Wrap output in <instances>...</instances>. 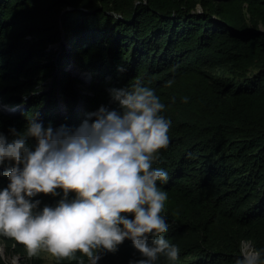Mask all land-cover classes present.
Masks as SVG:
<instances>
[{"label":"trees","instance_id":"trees-1","mask_svg":"<svg viewBox=\"0 0 264 264\" xmlns=\"http://www.w3.org/2000/svg\"><path fill=\"white\" fill-rule=\"evenodd\" d=\"M137 79L172 120L156 166L170 174L165 235L180 255L161 264H235L241 239L264 246V0H0V130L36 113L78 126L118 105L110 87ZM38 197L41 207L60 198ZM2 239L23 264H48ZM130 258L141 253L126 238L99 264Z\"/></svg>","mask_w":264,"mask_h":264},{"label":"clouds","instance_id":"clouds-1","mask_svg":"<svg viewBox=\"0 0 264 264\" xmlns=\"http://www.w3.org/2000/svg\"><path fill=\"white\" fill-rule=\"evenodd\" d=\"M109 92L118 105L102 103L78 126H45L36 113L23 129L0 130V175L9 178L0 188L3 264H23L20 253L9 255L3 237L22 242L29 258L46 250L77 264H99L130 238L141 258L128 264L179 259V245L165 235L170 224L162 184L170 174L156 166L170 143L167 105L142 79ZM40 192L60 198L41 207ZM235 264H264V246L241 239Z\"/></svg>","mask_w":264,"mask_h":264},{"label":"rangeland","instance_id":"rangeland-1","mask_svg":"<svg viewBox=\"0 0 264 264\" xmlns=\"http://www.w3.org/2000/svg\"><path fill=\"white\" fill-rule=\"evenodd\" d=\"M56 45H57L56 46L57 48L60 46V44H56ZM1 107H3L2 103H0V108ZM41 253L45 259V262H47L48 264H54L55 263L54 262V256L51 253L47 252L46 250H42ZM22 259H25V258H22Z\"/></svg>","mask_w":264,"mask_h":264},{"label":"water","instance_id":"water-1","mask_svg":"<svg viewBox=\"0 0 264 264\" xmlns=\"http://www.w3.org/2000/svg\"><path fill=\"white\" fill-rule=\"evenodd\" d=\"M21 259H22V257H21Z\"/></svg>","mask_w":264,"mask_h":264}]
</instances>
